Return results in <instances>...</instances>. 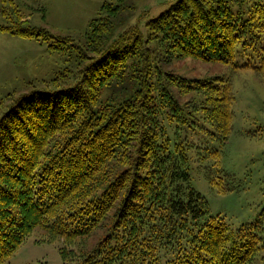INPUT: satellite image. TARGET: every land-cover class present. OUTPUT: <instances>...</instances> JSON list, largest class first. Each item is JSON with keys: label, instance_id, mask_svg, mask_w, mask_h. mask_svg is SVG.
<instances>
[{"label": "trees", "instance_id": "1", "mask_svg": "<svg viewBox=\"0 0 264 264\" xmlns=\"http://www.w3.org/2000/svg\"><path fill=\"white\" fill-rule=\"evenodd\" d=\"M122 2L99 6L85 33L106 48L70 84L35 88L0 116V264L38 229L59 241L63 264H264V207L232 228L191 183L195 163L218 192L238 186L220 165L234 119L230 86L162 70L183 58L255 67L264 0H176L143 30L118 19ZM21 7L0 9L9 20L0 32L73 50L69 37L31 27Z\"/></svg>", "mask_w": 264, "mask_h": 264}, {"label": "rangeland", "instance_id": "2", "mask_svg": "<svg viewBox=\"0 0 264 264\" xmlns=\"http://www.w3.org/2000/svg\"><path fill=\"white\" fill-rule=\"evenodd\" d=\"M12 1L18 0H0V9H8ZM19 1L22 6L21 17L29 20L31 27H42L52 35L69 37L65 46L69 48L73 45L74 48L61 54L52 53L47 46L48 41L38 42L0 32V116L21 95L35 88L67 86L72 82L71 77L78 75L91 60L97 58L106 48V43L102 47L92 44L85 32L89 29L91 20L97 17L102 3L116 4L118 0ZM174 1L176 0H124L116 16L128 26L138 24L143 30L147 20L167 9ZM39 8H44V14L38 11ZM7 21L9 20L0 14V25ZM114 34L112 32L109 36ZM93 47H98V53L91 52ZM252 51L253 59L249 56L251 50H246L237 58L240 63L245 58L244 55L249 53L247 57L255 67H228L192 58L173 59L162 67L163 71L186 79H220L221 83L225 82L230 86L235 97L229 102L233 107L234 119L220 165L239 182L236 190L220 193L205 177L201 168L195 163L190 168L192 186L207 201L210 213L220 215L232 228L256 219L261 207H264V54L256 48ZM76 53H81L84 58L78 64L71 65L67 59L72 60ZM67 67L70 68V74L65 73ZM55 76L57 80L54 81ZM56 81L59 83L56 84ZM192 95L187 93V96ZM189 103L192 101L189 100ZM192 162H195L194 158ZM206 164L210 171L211 167H215L209 161ZM121 167V164L115 163L111 169L119 171ZM100 233L96 232L84 244L90 248ZM60 248L58 240H47L45 233L38 229L4 264H63ZM79 248L80 245L74 243V249ZM81 249L88 248L85 246ZM258 260L259 258L255 259V264H260Z\"/></svg>", "mask_w": 264, "mask_h": 264}]
</instances>
